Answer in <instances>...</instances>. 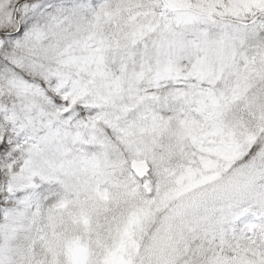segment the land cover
I'll return each mask as SVG.
<instances>
[{
    "label": "snow or ice",
    "instance_id": "snow-or-ice-1",
    "mask_svg": "<svg viewBox=\"0 0 264 264\" xmlns=\"http://www.w3.org/2000/svg\"><path fill=\"white\" fill-rule=\"evenodd\" d=\"M0 264H264V0H0Z\"/></svg>",
    "mask_w": 264,
    "mask_h": 264
}]
</instances>
